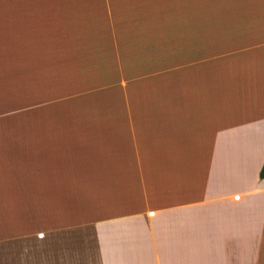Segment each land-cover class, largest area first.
<instances>
[{
  "label": "crops",
  "instance_id": "obj_1",
  "mask_svg": "<svg viewBox=\"0 0 264 264\" xmlns=\"http://www.w3.org/2000/svg\"><path fill=\"white\" fill-rule=\"evenodd\" d=\"M263 160L264 0H0V264H264Z\"/></svg>",
  "mask_w": 264,
  "mask_h": 264
},
{
  "label": "rangeland",
  "instance_id": "obj_2",
  "mask_svg": "<svg viewBox=\"0 0 264 264\" xmlns=\"http://www.w3.org/2000/svg\"><path fill=\"white\" fill-rule=\"evenodd\" d=\"M66 248H68V246ZM40 249L41 248L38 245L29 244V243H25V245H22V247L20 245V246L14 248L12 250V257H13L14 264H16V263L21 264L22 260H20V258H22V256H25L28 254H40L41 253ZM46 253H47V255L53 254L54 252L52 250V247H50V249H48L46 251ZM40 255L43 256V254H40ZM52 262H53L52 260L48 261V260H43V259L39 258L35 261V264H53Z\"/></svg>",
  "mask_w": 264,
  "mask_h": 264
},
{
  "label": "trees",
  "instance_id": "obj_3",
  "mask_svg": "<svg viewBox=\"0 0 264 264\" xmlns=\"http://www.w3.org/2000/svg\"><path fill=\"white\" fill-rule=\"evenodd\" d=\"M263 177H264V160L259 170V178L262 179Z\"/></svg>",
  "mask_w": 264,
  "mask_h": 264
}]
</instances>
